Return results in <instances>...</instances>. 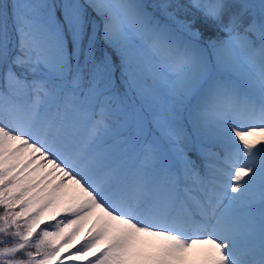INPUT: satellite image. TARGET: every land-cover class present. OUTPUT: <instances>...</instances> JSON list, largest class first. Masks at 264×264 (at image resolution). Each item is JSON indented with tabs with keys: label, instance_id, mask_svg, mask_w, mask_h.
Segmentation results:
<instances>
[{
	"label": "snow or ice",
	"instance_id": "1",
	"mask_svg": "<svg viewBox=\"0 0 264 264\" xmlns=\"http://www.w3.org/2000/svg\"><path fill=\"white\" fill-rule=\"evenodd\" d=\"M0 264H264V0H0Z\"/></svg>",
	"mask_w": 264,
	"mask_h": 264
}]
</instances>
